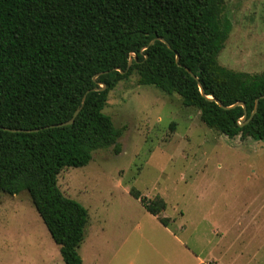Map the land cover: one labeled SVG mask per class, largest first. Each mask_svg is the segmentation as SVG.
I'll list each match as a JSON object with an SVG mask.
<instances>
[{"label":"trees","instance_id":"16d2710c","mask_svg":"<svg viewBox=\"0 0 264 264\" xmlns=\"http://www.w3.org/2000/svg\"><path fill=\"white\" fill-rule=\"evenodd\" d=\"M225 9L226 0H0V191L29 193L65 264H84L88 210L61 191L58 175L117 143L123 128L104 109L121 80L136 72L139 84L179 94L229 138L264 139V72L218 61ZM78 108L72 124L46 127ZM131 194L169 225L162 196Z\"/></svg>","mask_w":264,"mask_h":264},{"label":"rangeland","instance_id":"374dc122","mask_svg":"<svg viewBox=\"0 0 264 264\" xmlns=\"http://www.w3.org/2000/svg\"><path fill=\"white\" fill-rule=\"evenodd\" d=\"M224 15L219 63L264 72V0H226ZM104 112L123 128L117 143L58 175L61 191L88 210L84 264H195L174 232L205 264H264V139L229 138L136 72L110 91ZM132 189L162 196L169 225ZM0 264H65L25 190L0 191Z\"/></svg>","mask_w":264,"mask_h":264},{"label":"water","instance_id":"95a60500","mask_svg":"<svg viewBox=\"0 0 264 264\" xmlns=\"http://www.w3.org/2000/svg\"><path fill=\"white\" fill-rule=\"evenodd\" d=\"M159 40H162V41L165 42V39L162 38V37H159ZM154 42H155V39L151 40L150 44H153ZM134 56H135V55H134ZM176 58H177V61H178V60H179V55H178V54L176 55ZM131 63H132V58H130V60H129L128 67H130ZM117 69L121 71L120 68H117ZM188 70H189V69H188ZM121 72H123V71H121ZM191 74H192L194 77H196L192 72H191ZM104 87H105V84L102 83V87H101V88H104ZM201 90H202V87H201ZM263 96H264V95H262V97H263ZM208 97L211 98V99H213V96H208ZM258 101H259V98L256 99V104H255L254 110H253L252 113H251L250 118L253 117V115L255 114V112H256V110H257V104H258ZM218 102H220V101L218 100ZM220 103H221V102H220ZM239 103L242 104V105L244 106V108H245V105H244L243 102H239ZM79 111H80V108H78V109L75 111V113H74V115L72 116V118H70V119L67 120V121H64V122H61V123H58V124L48 125V126H46V127L63 126V125L72 124V123L74 122L76 116L78 115ZM245 118H246V109H245V115L242 117V120L244 121ZM247 120H248V119H247ZM240 124L242 125L243 122H241ZM3 128H4V129H7V130H12V131H25V132H31V131H38V130H39V128H34V129L9 128V127H3Z\"/></svg>","mask_w":264,"mask_h":264},{"label":"crops","instance_id":"0c3cea01","mask_svg":"<svg viewBox=\"0 0 264 264\" xmlns=\"http://www.w3.org/2000/svg\"><path fill=\"white\" fill-rule=\"evenodd\" d=\"M172 235H173V240L179 245L178 246V247H180L179 249L182 250V251H184V252H187V254H189V257H191V261L192 262L193 261L196 262L195 264H205L204 258H202L198 254H196L195 252H193L185 243H183V241H182V239L180 237L179 238H180L181 241L177 240V238H176L177 236L175 235V232Z\"/></svg>","mask_w":264,"mask_h":264}]
</instances>
